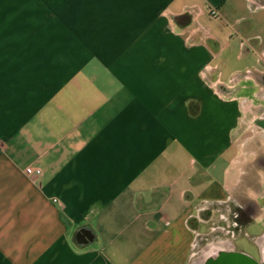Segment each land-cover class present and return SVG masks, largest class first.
Masks as SVG:
<instances>
[{"label": "crops", "instance_id": "crops-1", "mask_svg": "<svg viewBox=\"0 0 264 264\" xmlns=\"http://www.w3.org/2000/svg\"><path fill=\"white\" fill-rule=\"evenodd\" d=\"M263 232L264 0H0V264Z\"/></svg>", "mask_w": 264, "mask_h": 264}, {"label": "water", "instance_id": "water-1", "mask_svg": "<svg viewBox=\"0 0 264 264\" xmlns=\"http://www.w3.org/2000/svg\"><path fill=\"white\" fill-rule=\"evenodd\" d=\"M258 258L235 250L229 242H214L203 246L189 264H264V232L257 239Z\"/></svg>", "mask_w": 264, "mask_h": 264}, {"label": "rangeland", "instance_id": "rangeland-1", "mask_svg": "<svg viewBox=\"0 0 264 264\" xmlns=\"http://www.w3.org/2000/svg\"><path fill=\"white\" fill-rule=\"evenodd\" d=\"M235 245L237 247V251L244 252V253H246V254H248V255L256 258V259L258 258V248L256 246H254L251 242H248L247 240H245L244 238H239L238 240H236ZM199 252H198V254H199ZM196 256H194L192 258L190 263L194 260V258Z\"/></svg>", "mask_w": 264, "mask_h": 264}, {"label": "clouds", "instance_id": "clouds-1", "mask_svg": "<svg viewBox=\"0 0 264 264\" xmlns=\"http://www.w3.org/2000/svg\"><path fill=\"white\" fill-rule=\"evenodd\" d=\"M161 63H163V58H161Z\"/></svg>", "mask_w": 264, "mask_h": 264}, {"label": "trees", "instance_id": "trees-1", "mask_svg": "<svg viewBox=\"0 0 264 264\" xmlns=\"http://www.w3.org/2000/svg\"><path fill=\"white\" fill-rule=\"evenodd\" d=\"M178 19V18H177Z\"/></svg>", "mask_w": 264, "mask_h": 264}]
</instances>
